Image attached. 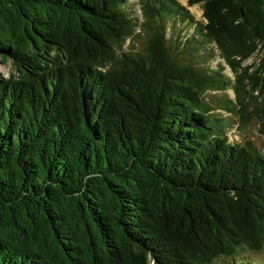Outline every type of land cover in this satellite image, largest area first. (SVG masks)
Masks as SVG:
<instances>
[{
  "label": "trees",
  "instance_id": "trees-1",
  "mask_svg": "<svg viewBox=\"0 0 264 264\" xmlns=\"http://www.w3.org/2000/svg\"><path fill=\"white\" fill-rule=\"evenodd\" d=\"M187 2L205 21L181 0H138L142 22L129 0H0V61L17 68L0 75V264H253L235 260L264 249V152L214 111L264 137V0ZM181 23L194 31L175 44Z\"/></svg>",
  "mask_w": 264,
  "mask_h": 264
},
{
  "label": "rangeland",
  "instance_id": "rangeland-1",
  "mask_svg": "<svg viewBox=\"0 0 264 264\" xmlns=\"http://www.w3.org/2000/svg\"><path fill=\"white\" fill-rule=\"evenodd\" d=\"M129 1L134 2V5H132L133 7H131V9H134L135 11L134 15H136L140 19L139 22H142L144 17L141 8L139 6L138 0H129ZM181 2L184 5L188 6V8L191 10V12L194 14V16L198 21H205L203 17V10L201 4H195L190 6L187 0H181ZM193 31H194V27H190L186 23H181L175 26L173 30H169L167 35L169 36L172 34L171 37L173 39V43L176 44L177 43L176 39L180 37L182 38L186 34L192 33ZM142 41H143V32H141L140 26H138L136 29L135 38L132 41L130 40L127 41V43L124 45V49H125L124 51H127L128 49L131 48L139 49ZM211 53L212 50L206 51L203 54L204 57L199 58V61L201 63H203V60L208 61V65H210L211 68H217L220 63L223 64V66L225 67L224 73L234 79V73L232 69L226 63V61L220 57L219 52L216 51L215 56L212 55L210 59ZM262 53H263L262 51L256 52L244 64L246 65L256 62ZM15 73H17V68L13 63L11 62L4 63L0 61V75L5 77H10L12 74ZM217 97L235 99L236 96L233 89H228L226 91H211L210 96H208L209 99H215ZM214 111L216 114L222 115L231 121V126L228 129V137L230 141L245 142L247 140H251L264 152V137L259 133L258 125L254 120L244 125L243 123L240 122V119L237 116H233L231 114H228L226 111L217 108H215ZM239 259H243L244 261H248L253 264H264V249L261 252H254L252 250L246 249L244 253L241 255V257L236 258L235 261ZM233 261L234 260L230 258H220L214 261L212 264H232Z\"/></svg>",
  "mask_w": 264,
  "mask_h": 264
}]
</instances>
